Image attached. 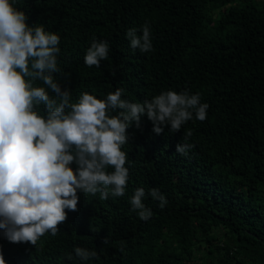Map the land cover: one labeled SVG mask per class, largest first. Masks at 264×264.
Segmentation results:
<instances>
[{
    "label": "trees",
    "instance_id": "obj_1",
    "mask_svg": "<svg viewBox=\"0 0 264 264\" xmlns=\"http://www.w3.org/2000/svg\"><path fill=\"white\" fill-rule=\"evenodd\" d=\"M251 1L15 0L29 24L60 35L53 76L72 101L117 87L133 102L187 89L209 108L179 130L155 133L146 114L139 126L133 121L122 145L124 194L101 199L78 189L77 209H66L58 231L36 244L0 235L6 264H264V0ZM146 23L153 47L141 51L126 32L135 27L139 35ZM93 39L110 44L100 65L84 61ZM178 142L192 145L186 155ZM140 186L167 198L160 207L146 194L147 220L130 203ZM75 246L98 256L81 260Z\"/></svg>",
    "mask_w": 264,
    "mask_h": 264
},
{
    "label": "clouds",
    "instance_id": "obj_2",
    "mask_svg": "<svg viewBox=\"0 0 264 264\" xmlns=\"http://www.w3.org/2000/svg\"><path fill=\"white\" fill-rule=\"evenodd\" d=\"M14 5L15 0H0V235L12 242L36 244L45 232L58 231L59 222L68 215L66 209H77L78 189L99 192L101 199L110 193L124 194L129 168L122 145L133 121L139 126L146 114L155 133L162 132L164 125L179 130L194 113L204 120L209 104L201 102L199 92L187 89H168L133 102L121 97L119 87L103 98L85 91L72 101L70 88L53 76L60 35L29 24L25 11ZM126 36L133 48L153 47L147 23L141 34L133 27ZM109 48L107 40L93 39L85 63L100 65ZM35 80L43 83L34 84ZM40 104L45 106L44 114L37 107ZM116 109L120 111L110 114ZM191 147L178 142L176 151L186 155ZM146 194L160 207L167 203L160 189L151 187L146 193L143 186L137 187L130 203L144 220L152 216L144 203ZM75 255L88 260L98 252L75 246ZM0 264H6L2 252Z\"/></svg>",
    "mask_w": 264,
    "mask_h": 264
},
{
    "label": "rangeland",
    "instance_id": "obj_3",
    "mask_svg": "<svg viewBox=\"0 0 264 264\" xmlns=\"http://www.w3.org/2000/svg\"><path fill=\"white\" fill-rule=\"evenodd\" d=\"M251 2H253L254 4L255 3H260V0H253V1H251ZM245 2H236V3H228L225 7H227V8H229L230 6H233V5H243Z\"/></svg>",
    "mask_w": 264,
    "mask_h": 264
}]
</instances>
